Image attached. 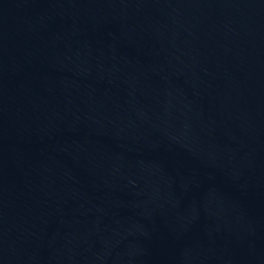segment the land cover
Instances as JSON below:
<instances>
[{
    "label": "water",
    "instance_id": "obj_1",
    "mask_svg": "<svg viewBox=\"0 0 264 264\" xmlns=\"http://www.w3.org/2000/svg\"><path fill=\"white\" fill-rule=\"evenodd\" d=\"M0 264H264V0H0Z\"/></svg>",
    "mask_w": 264,
    "mask_h": 264
}]
</instances>
